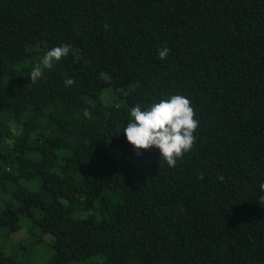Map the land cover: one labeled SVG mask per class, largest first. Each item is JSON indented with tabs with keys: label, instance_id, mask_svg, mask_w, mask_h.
<instances>
[{
	"label": "trees",
	"instance_id": "1",
	"mask_svg": "<svg viewBox=\"0 0 264 264\" xmlns=\"http://www.w3.org/2000/svg\"><path fill=\"white\" fill-rule=\"evenodd\" d=\"M173 95L199 127L169 168L123 130ZM261 184L264 0H0V264H264Z\"/></svg>",
	"mask_w": 264,
	"mask_h": 264
},
{
	"label": "clouds",
	"instance_id": "2",
	"mask_svg": "<svg viewBox=\"0 0 264 264\" xmlns=\"http://www.w3.org/2000/svg\"><path fill=\"white\" fill-rule=\"evenodd\" d=\"M70 51V46L67 44L47 51L41 64L28 73L30 84L37 83L43 76L44 69L51 70L55 62H59ZM169 51L167 47L160 49L159 58L166 59ZM73 83L74 80L69 78L65 81V86H71ZM84 115L91 118V113L87 110ZM130 117L123 134L137 155L141 154V150L158 149L159 161L163 158L167 166L172 168L185 153L192 150L195 144L194 133L199 127V121L194 118L195 112L190 106V100L182 95H173L169 99L153 103L144 110L136 105L131 108ZM218 179L223 181L224 177L219 176ZM260 189L264 191V184L260 185ZM260 203L264 204V196L260 197Z\"/></svg>",
	"mask_w": 264,
	"mask_h": 264
},
{
	"label": "rangeland",
	"instance_id": "3",
	"mask_svg": "<svg viewBox=\"0 0 264 264\" xmlns=\"http://www.w3.org/2000/svg\"><path fill=\"white\" fill-rule=\"evenodd\" d=\"M22 182H26V180H22ZM26 229L25 228H22L21 230L19 231H15L11 234L10 236V246H15V244L20 241L21 243L23 244H26L24 241H25V236H26ZM50 237L49 236H44L43 240H42V243H38V244H33V245H30L29 247V250H27V252H25L24 254L22 253V257L26 258V260H31V261H34L35 259L39 260V256L42 255L44 252V249L43 246H45V242L49 239ZM8 250H11V249H8ZM98 259L99 258H88L86 260H83V261H75V262H72V264H98Z\"/></svg>",
	"mask_w": 264,
	"mask_h": 264
}]
</instances>
